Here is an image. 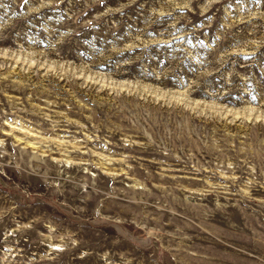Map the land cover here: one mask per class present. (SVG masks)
Listing matches in <instances>:
<instances>
[{"label":"rangeland","instance_id":"374dc122","mask_svg":"<svg viewBox=\"0 0 264 264\" xmlns=\"http://www.w3.org/2000/svg\"><path fill=\"white\" fill-rule=\"evenodd\" d=\"M0 264H264V0H0Z\"/></svg>","mask_w":264,"mask_h":264}]
</instances>
